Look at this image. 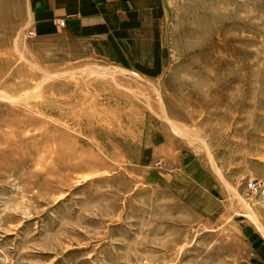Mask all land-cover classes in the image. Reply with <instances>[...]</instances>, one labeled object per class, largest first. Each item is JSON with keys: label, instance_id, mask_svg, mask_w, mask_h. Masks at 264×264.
I'll use <instances>...</instances> for the list:
<instances>
[{"label": "rangeland", "instance_id": "obj_1", "mask_svg": "<svg viewBox=\"0 0 264 264\" xmlns=\"http://www.w3.org/2000/svg\"><path fill=\"white\" fill-rule=\"evenodd\" d=\"M169 5L151 74L0 37V264H264V0Z\"/></svg>", "mask_w": 264, "mask_h": 264}, {"label": "crops", "instance_id": "obj_2", "mask_svg": "<svg viewBox=\"0 0 264 264\" xmlns=\"http://www.w3.org/2000/svg\"><path fill=\"white\" fill-rule=\"evenodd\" d=\"M169 8V0H0V37L32 33L33 43H62L75 59L85 52L151 74Z\"/></svg>", "mask_w": 264, "mask_h": 264}, {"label": "bare ground", "instance_id": "obj_3", "mask_svg": "<svg viewBox=\"0 0 264 264\" xmlns=\"http://www.w3.org/2000/svg\"><path fill=\"white\" fill-rule=\"evenodd\" d=\"M224 34H225V33H224ZM230 37H231V36H225V35H224V39H225V41H226V42H227V41L229 42V41H230V40H229ZM225 41H224V43H225ZM230 46H231V45H230ZM224 47H225V46H224ZM232 47H233V46H232ZM213 48H214V47H213ZM216 49H218V48H216ZM213 50H215V49H213ZM219 50H220V49H218V51H219ZM224 50H225V49H224ZM227 50H228V49H227ZM234 50H235V49H234ZM236 50H237V49H236ZM236 52H237V51H236ZM222 59H223V58H222ZM218 60H219V58H218ZM222 61H223V60H222ZM263 207H264V206H263Z\"/></svg>", "mask_w": 264, "mask_h": 264}, {"label": "built area", "instance_id": "obj_4", "mask_svg": "<svg viewBox=\"0 0 264 264\" xmlns=\"http://www.w3.org/2000/svg\"><path fill=\"white\" fill-rule=\"evenodd\" d=\"M249 187L251 188V186L249 185Z\"/></svg>", "mask_w": 264, "mask_h": 264}]
</instances>
